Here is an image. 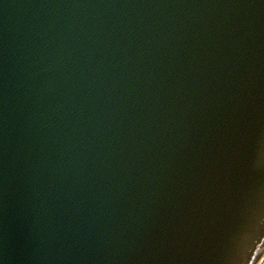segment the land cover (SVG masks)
I'll list each match as a JSON object with an SVG mask.
<instances>
[{"label": "water", "instance_id": "obj_1", "mask_svg": "<svg viewBox=\"0 0 264 264\" xmlns=\"http://www.w3.org/2000/svg\"><path fill=\"white\" fill-rule=\"evenodd\" d=\"M263 254L264 0H0V264Z\"/></svg>", "mask_w": 264, "mask_h": 264}, {"label": "bare ground", "instance_id": "obj_2", "mask_svg": "<svg viewBox=\"0 0 264 264\" xmlns=\"http://www.w3.org/2000/svg\"><path fill=\"white\" fill-rule=\"evenodd\" d=\"M259 264H264V256Z\"/></svg>", "mask_w": 264, "mask_h": 264}]
</instances>
